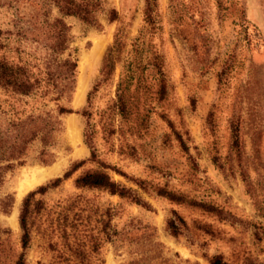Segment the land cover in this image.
<instances>
[{"label":"rangeland","instance_id":"obj_1","mask_svg":"<svg viewBox=\"0 0 264 264\" xmlns=\"http://www.w3.org/2000/svg\"><path fill=\"white\" fill-rule=\"evenodd\" d=\"M6 2L0 0V42L6 45L0 56L8 57L7 48H23L41 57L43 49L19 33L26 23L17 13L26 17L29 8L15 11ZM154 5L157 28L146 41L160 55L167 92L160 97L157 74L144 71L143 87L127 94L131 106L123 118L113 106L122 61L88 101L86 95L117 25L108 20L109 10L126 24L128 50L144 26L145 0H102L96 26L63 18L76 67L73 88L59 104L70 112L57 116L53 144L33 141L23 163L14 162L5 173L0 199L8 195L12 202L7 211L0 209V264H10L20 251L17 216L27 192L77 162L69 177L31 198V204H40L25 264H207L206 257L215 254L227 264H264V0H155ZM45 10L49 17L58 15L49 3ZM79 82L83 95L77 100ZM44 104L54 109L52 101ZM85 109L88 117L81 114ZM86 123L92 125V151L82 136ZM54 164L60 166L54 175L16 198L23 171ZM94 169L133 190L145 207L117 194L74 187L77 175ZM157 186L216 210L170 201L153 191ZM173 212L184 221L177 236L165 228ZM107 221L106 228L121 233L104 241Z\"/></svg>","mask_w":264,"mask_h":264},{"label":"trees","instance_id":"obj_2","mask_svg":"<svg viewBox=\"0 0 264 264\" xmlns=\"http://www.w3.org/2000/svg\"><path fill=\"white\" fill-rule=\"evenodd\" d=\"M154 2L155 0H145V7L142 10L144 26L133 38L128 50L124 49L126 24L118 19L113 8L108 12V20L116 21L117 25L111 44L103 52L98 69L99 77L90 87L86 101L93 91L110 80L115 65L122 61L113 99V106L122 118L126 116L131 106L127 95L129 90L143 87L140 80L144 71L153 69L157 74L156 93L160 97H164L167 92L166 80L161 71L160 55L151 51L146 41V35L157 28ZM48 3L55 8L58 15L49 17L45 10ZM5 4L13 7L15 11L24 5L29 8L26 17L25 14L17 13L18 18L26 23L25 28H19V33L20 36L28 37L31 42L39 45L43 53L39 57L23 48H7L5 55L9 58L4 54L0 56V89L3 90L0 94V116L3 118L0 120V186L6 171L14 166V162L18 165L23 163V157L30 143L38 140L43 147L53 144L60 125L57 116L70 112L69 108L59 104V100L72 90L76 67V59L71 53L75 48L69 47L72 35L63 18L73 17L85 26H96L97 13L101 10L102 0H7ZM244 28L247 27L244 25ZM4 46L6 45L0 42V48ZM124 52L126 58L121 60ZM12 53L14 54L11 58L9 55ZM145 53L149 55L144 56ZM44 100L52 101L54 109L44 108ZM81 114L88 117L89 111L85 109ZM91 134L92 125L86 123L82 136L92 151ZM40 153L49 156L45 150ZM78 163L80 162L65 171L61 177L54 178L49 184L37 186L24 196L17 216L20 251L10 264H25L24 252L29 246L32 216L38 211L40 204L38 200L31 204V198L36 193L43 194L48 188L55 187L62 179L69 177ZM73 185L76 188L98 189L109 194H117L131 203L145 207L144 202L133 190L115 182L101 169L80 173L73 179ZM153 191L170 201L184 203L206 212L216 210L206 202L190 199L163 186H157ZM11 202L10 196H4L0 199V209L7 211ZM103 215L107 220L111 217L109 208L104 210ZM107 223L108 221L104 222L102 228L104 241L121 233L106 228ZM183 225L184 221L174 212L165 220V228L172 236H177ZM206 261L207 264H227L218 254L206 257Z\"/></svg>","mask_w":264,"mask_h":264},{"label":"bare ground","instance_id":"obj_3","mask_svg":"<svg viewBox=\"0 0 264 264\" xmlns=\"http://www.w3.org/2000/svg\"><path fill=\"white\" fill-rule=\"evenodd\" d=\"M82 95L83 86L82 83L79 82L76 99H82ZM59 169L60 166L58 164H54L46 167H34L28 171H23L19 184L16 187V198L19 199L27 190L33 188L34 186L46 180L48 177L54 175Z\"/></svg>","mask_w":264,"mask_h":264}]
</instances>
